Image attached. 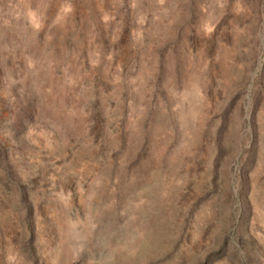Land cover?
<instances>
[{
    "label": "rangeland",
    "instance_id": "374dc122",
    "mask_svg": "<svg viewBox=\"0 0 264 264\" xmlns=\"http://www.w3.org/2000/svg\"><path fill=\"white\" fill-rule=\"evenodd\" d=\"M0 264H264V0H0Z\"/></svg>",
    "mask_w": 264,
    "mask_h": 264
}]
</instances>
